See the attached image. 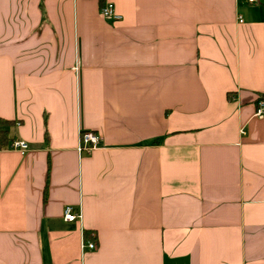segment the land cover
<instances>
[{
    "label": "crops",
    "instance_id": "crops-1",
    "mask_svg": "<svg viewBox=\"0 0 264 264\" xmlns=\"http://www.w3.org/2000/svg\"><path fill=\"white\" fill-rule=\"evenodd\" d=\"M104 2L0 0V264H264V0Z\"/></svg>",
    "mask_w": 264,
    "mask_h": 264
},
{
    "label": "built area",
    "instance_id": "built-area-1",
    "mask_svg": "<svg viewBox=\"0 0 264 264\" xmlns=\"http://www.w3.org/2000/svg\"><path fill=\"white\" fill-rule=\"evenodd\" d=\"M249 4L251 5H256L257 3L260 2V0H246ZM105 6L101 9V15L108 20L109 22H118L120 20V17L116 14L115 11V5L114 3H109L105 2ZM255 117L257 119H262L264 118V101H260L258 104L256 111H255ZM242 134L244 132L242 131ZM100 136L92 133L90 131L88 132H83L80 137V151L85 152L87 154H90L92 151L97 149L98 145L100 144ZM10 150L15 151V152H20L21 154H26L29 151V146L26 142L21 141V140H16L14 141L10 147ZM81 218L80 213H76L75 210L71 207H68L65 209L64 212V220L67 222H76ZM84 247L89 248L90 250L95 249V245L93 242L85 243Z\"/></svg>",
    "mask_w": 264,
    "mask_h": 264
},
{
    "label": "trees",
    "instance_id": "trees-1",
    "mask_svg": "<svg viewBox=\"0 0 264 264\" xmlns=\"http://www.w3.org/2000/svg\"><path fill=\"white\" fill-rule=\"evenodd\" d=\"M99 3H100V11H101V9L105 6L106 3L104 2V0H99ZM13 125L14 124L9 121H0V149L9 147L10 144L14 142V139L11 137V135H9V132L2 130L3 127L10 128L13 127ZM85 238L87 241H90L91 235L85 233Z\"/></svg>",
    "mask_w": 264,
    "mask_h": 264
}]
</instances>
